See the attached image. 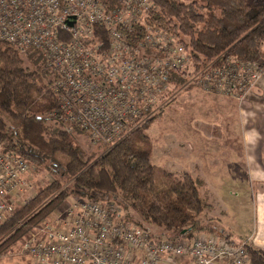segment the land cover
Listing matches in <instances>:
<instances>
[{
  "label": "built area",
  "instance_id": "built-area-1",
  "mask_svg": "<svg viewBox=\"0 0 264 264\" xmlns=\"http://www.w3.org/2000/svg\"><path fill=\"white\" fill-rule=\"evenodd\" d=\"M119 1L0 0V40L39 52L58 98V119L85 130L93 144L112 147L186 86L240 97L260 76L257 62L233 56L196 68L175 34L147 22L156 8L150 0ZM177 75L183 81L174 87ZM34 164L0 144V226L18 202L26 203L21 198ZM66 214L67 224L34 227L14 255L33 264H252L248 237L231 242L200 231L164 239L125 220L114 200L80 198Z\"/></svg>",
  "mask_w": 264,
  "mask_h": 264
},
{
  "label": "trees",
  "instance_id": "trees-1",
  "mask_svg": "<svg viewBox=\"0 0 264 264\" xmlns=\"http://www.w3.org/2000/svg\"><path fill=\"white\" fill-rule=\"evenodd\" d=\"M102 1L111 6L120 3ZM150 1L156 8L147 22L175 34L196 68L213 60L221 63L228 56L264 66V1ZM126 36L133 39L134 35ZM51 78L39 52L22 51L0 40V144L4 150L15 151L58 174L0 226V253L69 196L114 200L122 207L125 220L172 239L191 238L197 232L222 227L209 215L207 207L211 205L201 198L191 173L175 176L165 171L167 184L157 189V165L151 160L152 144L144 132L155 116L112 147L88 153L74 139L73 129L85 130L60 121L56 115L59 103L49 88ZM182 81L177 75L174 87ZM39 204L40 209L32 211ZM20 221L23 223L17 225ZM225 236L231 242L243 239L230 231ZM246 248L252 264H264L262 249L251 240Z\"/></svg>",
  "mask_w": 264,
  "mask_h": 264
},
{
  "label": "rangeland",
  "instance_id": "rangeland-1",
  "mask_svg": "<svg viewBox=\"0 0 264 264\" xmlns=\"http://www.w3.org/2000/svg\"><path fill=\"white\" fill-rule=\"evenodd\" d=\"M28 53L25 52L24 57L27 58ZM259 68L260 76L240 97L194 85L184 87L144 130L152 144L151 160L157 165V189L162 190L167 184L163 175L165 171L175 176H181L183 172L191 173L197 181L201 198L211 205L207 207L209 215L240 238L251 236L255 218L254 198L258 192L264 191V99L259 96V99H253L256 86L264 89V66ZM254 100L262 104L254 108ZM58 126L63 125L59 123ZM73 130L75 141L86 152L99 153L103 150L104 146L93 144L86 132ZM245 134H253L255 138L244 139ZM31 171L28 177L30 187L21 198L24 200L33 197L58 175L37 164ZM62 180L69 182L68 179ZM79 199L69 196L60 202L20 239L2 251L0 258L8 257L1 261L18 264L20 257L13 255L20 248L23 237L44 221L59 222V226L67 224L69 218L66 211L71 202ZM21 202H18V210L22 207ZM41 204L32 211L39 210ZM20 222L17 225L23 223ZM222 227L214 231L226 235L227 231L223 232ZM150 230L152 234L161 236L160 231ZM162 237L166 239V236Z\"/></svg>",
  "mask_w": 264,
  "mask_h": 264
},
{
  "label": "crops",
  "instance_id": "crops-1",
  "mask_svg": "<svg viewBox=\"0 0 264 264\" xmlns=\"http://www.w3.org/2000/svg\"><path fill=\"white\" fill-rule=\"evenodd\" d=\"M254 91H255V94H254V98L253 99H255V98L259 99L258 96L261 99H264V89H263V87L256 86L254 88ZM256 94H258V95H256ZM260 103L261 102H259V101L256 102L254 100L253 101V104L254 105L252 104V106L255 108V107H257L255 105H259ZM248 137L249 138H252V139L255 138V136H253V134H250L249 136H247L245 134L243 138L244 139H248ZM263 193H264V191L261 192V193L258 192V195L257 196H260V198L257 197V196L254 198V203H255V218H254L253 232L251 233V236H249L248 238H249V240H251V242H253V244L255 246L259 247L260 249H262L264 251V196H262ZM13 256L20 257V260H19V263L18 264H33V260L27 258V257H29L27 255H13ZM23 256H26L27 259H24ZM6 257H8V256L6 255V256H2V258H0V264H7V261L6 260H2L1 261V259H5Z\"/></svg>",
  "mask_w": 264,
  "mask_h": 264
}]
</instances>
